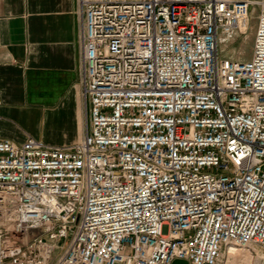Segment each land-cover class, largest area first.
<instances>
[{"label":"built area","instance_id":"obj_1","mask_svg":"<svg viewBox=\"0 0 264 264\" xmlns=\"http://www.w3.org/2000/svg\"><path fill=\"white\" fill-rule=\"evenodd\" d=\"M255 7L253 54L233 58ZM77 14L83 133L0 138V264H264V0Z\"/></svg>","mask_w":264,"mask_h":264},{"label":"crops","instance_id":"obj_2","mask_svg":"<svg viewBox=\"0 0 264 264\" xmlns=\"http://www.w3.org/2000/svg\"><path fill=\"white\" fill-rule=\"evenodd\" d=\"M78 33L77 0H0V138L57 145L81 138Z\"/></svg>","mask_w":264,"mask_h":264},{"label":"rangeland","instance_id":"obj_3","mask_svg":"<svg viewBox=\"0 0 264 264\" xmlns=\"http://www.w3.org/2000/svg\"><path fill=\"white\" fill-rule=\"evenodd\" d=\"M258 13L259 8L255 7L250 20L249 24L246 27V29H243L229 44L228 46V55H230L233 58L237 59H249L254 51V40H255V34H256V28H257V22H258ZM242 251L239 252V254ZM237 255L238 258L240 255ZM245 257L244 261H250L251 257L249 252H244ZM236 256V257H237ZM237 258V259H238ZM232 261H229L227 264H229Z\"/></svg>","mask_w":264,"mask_h":264},{"label":"bare ground","instance_id":"obj_4","mask_svg":"<svg viewBox=\"0 0 264 264\" xmlns=\"http://www.w3.org/2000/svg\"><path fill=\"white\" fill-rule=\"evenodd\" d=\"M235 250H236L235 247H232V248L230 249L231 252H236Z\"/></svg>","mask_w":264,"mask_h":264}]
</instances>
